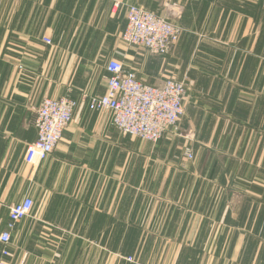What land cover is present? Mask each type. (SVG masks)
<instances>
[{
    "label": "crops",
    "instance_id": "0c3cea01",
    "mask_svg": "<svg viewBox=\"0 0 264 264\" xmlns=\"http://www.w3.org/2000/svg\"><path fill=\"white\" fill-rule=\"evenodd\" d=\"M129 6L180 28L167 56L122 42ZM111 60L184 82L191 139L144 142L91 109ZM44 98L76 106L28 165ZM25 197L9 264H264V0H0V235Z\"/></svg>",
    "mask_w": 264,
    "mask_h": 264
},
{
    "label": "built area",
    "instance_id": "2783aa9c",
    "mask_svg": "<svg viewBox=\"0 0 264 264\" xmlns=\"http://www.w3.org/2000/svg\"><path fill=\"white\" fill-rule=\"evenodd\" d=\"M126 28L121 36L129 47L146 50L152 55L167 56L180 36V28L167 18L139 6H129ZM50 44L51 40L43 38ZM106 92L102 97L91 98L90 107L95 111H109L112 124L123 135L148 143H157L168 129L176 130L183 116L186 84L166 79L161 87L141 83L136 75L126 71L121 62L111 60L106 66ZM76 104L68 98H44L36 111V140L27 146L24 162L39 164L53 152L61 141L63 130L71 123ZM184 156L192 159V150L184 148ZM33 206L32 200L23 198L9 208L7 230L0 235L2 249L0 264H9L8 245L15 225L26 218ZM132 262L131 258L125 259Z\"/></svg>",
    "mask_w": 264,
    "mask_h": 264
},
{
    "label": "rangeland",
    "instance_id": "374dc122",
    "mask_svg": "<svg viewBox=\"0 0 264 264\" xmlns=\"http://www.w3.org/2000/svg\"><path fill=\"white\" fill-rule=\"evenodd\" d=\"M177 130L179 131V135H181V134H180L181 131H180L179 127H178ZM181 136H182V138H183L185 141L191 139L187 134H183V135H181ZM132 138H134V137H132ZM136 139H137V138H136ZM185 147H189V148H191L188 144H186V145L183 146V151H184V148H185ZM191 150H192V149H191ZM185 158L188 159L187 157H185ZM188 160H190V159H188Z\"/></svg>",
    "mask_w": 264,
    "mask_h": 264
}]
</instances>
